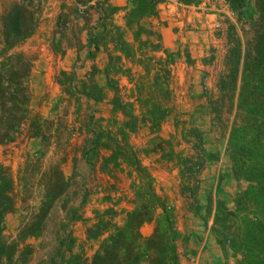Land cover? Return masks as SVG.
<instances>
[{"label":"trees","instance_id":"16d2710c","mask_svg":"<svg viewBox=\"0 0 264 264\" xmlns=\"http://www.w3.org/2000/svg\"><path fill=\"white\" fill-rule=\"evenodd\" d=\"M125 1L128 7L124 20L126 28L131 30L141 20L156 17L157 6L164 0ZM179 2L197 3L196 0ZM225 2L236 21L248 24L253 34L251 39L243 41L234 25L227 27L224 71L217 80L216 95L208 98L207 105L210 126L220 131L221 136L228 122L223 115H230L234 110L225 151L232 164L231 175L235 181L244 182L245 187L235 194L233 210L215 201L211 233L224 255L230 252L232 257H240L237 264H264V0ZM31 6L32 3L20 0L0 15V146L16 141L21 132L27 139L43 140V128L48 123L30 109L29 78L34 58L15 51L35 33L36 13ZM116 10L110 9L111 12ZM104 17L99 19L102 31L90 33L88 39L95 51L101 40L108 39L107 44L112 45V49H107L105 85L95 82L94 70L88 79L79 82L73 73L60 71L55 82L64 94L76 100L83 97L98 103L105 99V90L112 92L111 122L106 129L94 128L95 121L89 117L92 137L84 155L100 148L110 151L102 159L100 171L108 175L116 169L127 173L131 179L133 208L126 213L122 225L113 222V207L97 213L95 223L86 229L87 240L101 239L97 251L89 260L74 256L68 264H180L177 244L187 241V236L176 230L175 211L156 191L154 178L142 164L140 155L159 153L162 160L175 163L180 194L190 199L197 210L200 174L208 164L219 160V153L206 150L203 133L193 124L181 130V141L190 151L187 155L175 151V137L160 140L150 150L136 149L130 144V136L142 127L155 134L171 115L170 66L174 58L166 51H163L164 57H157L155 53L161 52L158 45L146 49L147 44L139 43L135 48L123 39L122 31ZM137 34L134 31L136 39ZM123 61L139 66L143 74L132 80L131 70L124 67ZM119 76L127 77L133 84L130 96L125 99L119 96ZM118 113L123 116L121 122L116 119ZM66 186L62 173L56 170L45 185L42 207L20 228L18 241L8 245L2 240L1 227L4 216L15 208L14 183L8 169L0 163V264H27L22 256L32 249L24 246L19 251L18 244L41 236L43 216L62 196ZM204 203L203 210L209 214V195ZM71 213L70 219L77 218L76 212ZM147 223H152L153 227L148 236H142L141 229Z\"/></svg>","mask_w":264,"mask_h":264},{"label":"rangeland","instance_id":"374dc122","mask_svg":"<svg viewBox=\"0 0 264 264\" xmlns=\"http://www.w3.org/2000/svg\"><path fill=\"white\" fill-rule=\"evenodd\" d=\"M24 1L32 3L31 7L36 13L37 27L34 35L15 51L26 53L33 57L34 61L45 54L46 45H49L54 53L60 54L66 43H73L81 36L84 26L92 22L93 16L96 14L99 15L96 17L97 23L102 16L107 17L112 22L114 15L118 16L115 18L118 20L124 18L125 9L128 7L125 0H116L118 3L116 6L102 0ZM17 2L20 0H0V15ZM196 2L192 5H182L201 6L204 3L202 8H210L211 5L214 6L215 4V8L218 10L222 9L220 3L223 8L227 6L225 0H196ZM178 3L181 4L179 0ZM112 7L117 10L111 12ZM191 10L193 9L191 8ZM211 11L212 13L216 12ZM229 13L233 23L226 22L224 26L234 25L235 32L243 41L251 39L253 33L248 24L237 22L236 17L231 12ZM223 21H225L224 18ZM113 24L115 25V23ZM215 24L214 22L206 26L202 30L204 35L206 33L212 38L217 35L220 36L222 23L221 25ZM194 31L198 30L192 29V32ZM224 33L227 35L226 30ZM107 42L108 39L99 42V45L105 48L104 51L109 48L112 49V45L107 47ZM1 48L0 45V50ZM180 51L186 52V49H180ZM180 51L178 52L180 53ZM156 56L160 57L159 55ZM184 57L175 53L173 64L170 66L172 96L169 107L172 110L171 115L165 119L157 133L152 134L148 128L142 127L136 134L130 136L129 141L136 149L150 150L160 140L175 137L173 142L175 151H182L183 155H187L190 151H188V146L181 141V130L193 124L202 131L204 147L210 152H218L219 160L208 164L200 174L199 189L196 195L197 210L191 204L190 199L182 197L180 194L178 167L175 163L162 160L159 153H150L147 156L141 154L140 158L142 164L148 168L153 176L158 194L167 200L168 205L173 207L176 230L181 235L187 236V241H179L177 244L180 264H212L216 258H219L221 264H237L240 257L234 258L230 252H226L224 255L211 233L215 201L219 200L226 209L233 210L235 194L245 187L244 182L235 181L231 175L232 164L225 151L234 110L230 115H223L224 119H228V122L224 136H221L220 131L214 130L210 126L211 116L207 105L208 98L216 95L215 84L220 71L213 68L209 72H201L202 70L189 67V64L186 65V60L185 63L183 61ZM33 66L32 63V68ZM199 72L201 73L199 74ZM58 73L55 71L53 74L50 71L48 76L51 79L56 78ZM131 73L133 75L132 80H136L138 75L143 74L136 70ZM118 85L120 97L125 99L130 96L132 88H130V92L128 88H125L124 91L123 88H120L119 82ZM37 86L38 89L35 90L29 78L30 109L48 121L43 128V140L35 138V141L29 144V139L21 132L16 141L0 146V163L8 169L12 177L15 198L13 212L6 214L3 218L1 237L8 245L18 241L20 228L28 224L42 207L47 180L56 170H59L67 183L65 192L59 199L55 200L43 216L41 236L26 239L18 244V250L20 251L24 246L31 247V253L22 256L27 264H68L70 258L74 256L89 260L97 251L101 239L98 241L87 240L86 229L95 223L97 213L112 207L115 214L113 222L116 225L124 223L126 213L133 208L131 204L133 199L130 189L131 179L125 171H119V169L114 170L112 175L100 171L102 159L110 153L105 148H100L98 151L96 161L90 164L93 167L88 166V162L84 160L86 159L84 154L88 142L86 139L84 140L83 136H80V130H76L73 123L70 122L73 121V115L70 112L71 107L68 103L63 105L61 101L60 105L49 101L52 94L54 100L58 95H68L62 92L59 85L57 91H54L50 85L39 83ZM125 87H128L126 83ZM54 105H56L55 108ZM106 105L105 103L99 111L108 115L109 110ZM59 106L60 109H58ZM122 117L116 115L117 121L121 122ZM111 118L112 116L109 115L108 118L99 119L93 127L106 129ZM78 160L85 161L83 162L85 170L82 168L83 165L78 164L77 170H74L73 166ZM229 175L230 177H228ZM208 195L211 204L209 214L203 210L204 200ZM73 211L76 212L77 218L70 219ZM107 217L111 218L110 216ZM86 221H91V223L86 225L84 223ZM152 227V223L145 224L141 229L142 236H148Z\"/></svg>","mask_w":264,"mask_h":264},{"label":"crops","instance_id":"0c3cea01","mask_svg":"<svg viewBox=\"0 0 264 264\" xmlns=\"http://www.w3.org/2000/svg\"><path fill=\"white\" fill-rule=\"evenodd\" d=\"M102 1H107L115 6L118 4L116 0ZM202 5H204V3L201 4V6H184L179 4L178 0H165V2L157 6L158 15L156 17H149L141 20L131 30L126 28L123 17L118 20L115 19L118 16L114 15L112 16V22L122 31L123 39L127 43L133 44L135 48L139 43L147 44L148 46L146 49H150V45H160L159 48L161 49V52L155 53V55L164 57L163 51L173 55L178 53V55L180 54V56L183 57L186 55L185 57L187 59L185 57L183 59L184 63L186 60V65L189 64V67L202 70L201 72H209L213 68H217L220 71L218 74L219 78L224 70L223 61L225 51L227 50L226 34L224 33L225 30L227 31V27H225L224 24L226 22L233 23V19L230 17L228 6L223 8V5L220 3L222 9L218 10L215 8V4L214 6L211 5L210 8H202ZM191 8L194 11L191 10ZM211 10L216 12L212 13ZM220 12H222V14H220ZM97 16L99 15L96 14L93 16L94 18L92 19V22L84 26V30L81 31V36L75 42L70 44L66 43L65 46L62 47L63 54L54 53L49 45L45 46V54L38 57L37 60L33 62L34 66L32 68L30 80L35 87V90L38 89L37 85L39 83L52 86L54 91L58 90L59 86L54 82L55 78L51 79L48 76L50 71H52L53 74H55V71H57V73L60 71L73 73L76 80L79 82L88 79L94 70L95 74L93 75V79L95 82L99 86L105 85L106 76L104 74V68L108 63V51H104L105 48L101 45H99L98 50L95 51L94 47L90 45L88 39L90 33L98 34L102 31L99 27V21L98 23L96 21ZM223 18L225 21H223ZM214 22L216 23L215 25H221L222 23L220 26V36L217 35L215 38H212L211 35L208 36L206 33L204 35L202 30ZM192 29L198 31L192 32ZM134 31L138 33L137 39L134 37ZM110 45L111 44H108L107 47ZM180 49H186V52L183 51V53ZM108 50H110V48ZM178 51H180V53ZM209 55L210 57H208ZM123 65L125 68H129L131 72L134 70L138 71V73L142 72L139 66H136L129 61H123ZM201 72H199V74ZM118 82L120 83V88H123L122 90L128 88L130 92L132 83H130L128 78L119 76ZM125 83L128 87H125ZM105 93V99L98 103H95L92 100H86L83 97H80L77 101L75 97L71 98L65 95H58L54 100V95L52 94L49 98V101L53 102V104L59 103L60 105V101L63 102V105L67 103L69 104L71 107L70 112H72L73 115V121L70 122L73 123V127L76 130H80V136H83L84 140L86 139L88 142L85 151L89 148V142L91 139V132L89 129L91 123L89 117H93V120L97 122L99 119L108 118L109 115L112 116V106L110 102L113 94L107 90H105ZM105 103L107 104L106 106H108V115L99 111ZM53 107L55 108L56 105ZM58 109H60V106ZM70 112L68 113L70 114ZM116 115L119 117L122 116L119 113ZM34 141L35 138H31L28 143L30 144ZM98 151H100V149L88 151L86 157L84 155V158H86L84 160L88 162V166L93 167L90 164L96 161ZM83 162L85 161L78 160V162L75 163V166H73L75 168L74 170H77L76 167H78V165L82 166L84 164ZM82 168H84V170L86 169L84 165ZM89 222L91 223V221H86L84 223L87 225ZM212 264H221V261L219 258H216L212 261Z\"/></svg>","mask_w":264,"mask_h":264},{"label":"built area","instance_id":"2783aa9c","mask_svg":"<svg viewBox=\"0 0 264 264\" xmlns=\"http://www.w3.org/2000/svg\"><path fill=\"white\" fill-rule=\"evenodd\" d=\"M80 13L82 14L83 12L81 11Z\"/></svg>","mask_w":264,"mask_h":264}]
</instances>
